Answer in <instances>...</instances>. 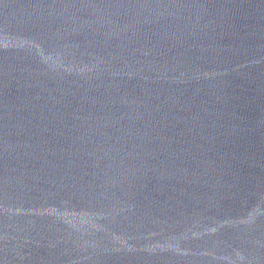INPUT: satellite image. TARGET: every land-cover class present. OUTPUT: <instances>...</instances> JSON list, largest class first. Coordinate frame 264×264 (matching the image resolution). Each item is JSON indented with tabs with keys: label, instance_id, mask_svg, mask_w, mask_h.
Returning <instances> with one entry per match:
<instances>
[{
	"label": "water",
	"instance_id": "95a60500",
	"mask_svg": "<svg viewBox=\"0 0 264 264\" xmlns=\"http://www.w3.org/2000/svg\"><path fill=\"white\" fill-rule=\"evenodd\" d=\"M0 264H264V0H0Z\"/></svg>",
	"mask_w": 264,
	"mask_h": 264
}]
</instances>
